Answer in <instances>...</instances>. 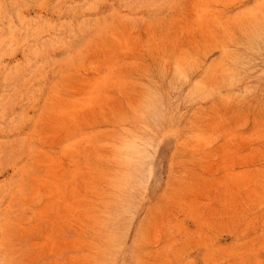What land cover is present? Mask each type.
Instances as JSON below:
<instances>
[{"label":"rangeland","instance_id":"obj_1","mask_svg":"<svg viewBox=\"0 0 264 264\" xmlns=\"http://www.w3.org/2000/svg\"><path fill=\"white\" fill-rule=\"evenodd\" d=\"M0 264H264V0H0Z\"/></svg>","mask_w":264,"mask_h":264}]
</instances>
